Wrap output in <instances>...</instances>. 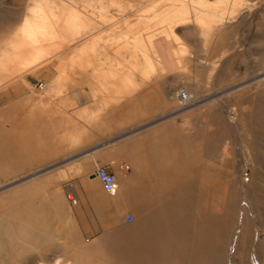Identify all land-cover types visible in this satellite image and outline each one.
<instances>
[{"label": "rangeland", "instance_id": "rangeland-1", "mask_svg": "<svg viewBox=\"0 0 264 264\" xmlns=\"http://www.w3.org/2000/svg\"><path fill=\"white\" fill-rule=\"evenodd\" d=\"M129 1L120 0V7L117 6L116 9H111L113 5L111 1L98 3L110 8V10H102L106 23L111 22L112 14H116L120 19L116 29L119 34L125 31L126 21H129L135 25L134 33L138 36L139 43L149 37V53L161 62L154 60L153 64L150 60L145 64L134 46L113 35L109 29L95 37L96 40L91 41V60L83 68L77 69L69 59L71 55L69 50L62 54V60L57 58L43 62L45 58L72 46L69 37L78 35L79 31L70 27L74 19L84 24L80 33L82 39L94 33L97 28L87 27L85 16L73 12L72 9H75L71 6L73 4L65 0H0V53H11L14 47L18 49L28 47V44L31 45L33 42L32 45L40 43L38 51L44 58L37 62L39 64L34 72L26 73L24 79L27 85L20 81L11 84L8 87L9 91L5 92V98L0 100V115L5 118L0 122V137H5L6 141V145L1 146V150H9L15 156L14 165H17V152L21 143L17 144L18 141H15L11 135L14 133V126L19 123L17 121L15 123L14 119L21 121L20 129H16L20 140L36 146L50 138L51 126L73 127L67 119L73 122L74 118L81 119L82 115L96 118L98 124L104 121H101L100 117L106 115L105 125L111 127L113 132L133 122L138 124L129 127H144L143 125L153 116L157 118L160 116L149 114L150 107L154 103V106L160 103L164 107L174 108L175 104L167 95L168 88L170 85L175 88L180 86L172 89V97H177L176 93L180 91H187L194 98L193 103L200 105V110L210 112L205 115L208 118L204 116V119H201L202 122L190 120L193 127L190 133L202 136L201 140H197L200 138L196 139L194 136L192 140V142L196 141L198 150L203 147L202 153H198L202 171L199 186L197 181V196L191 192L189 184L181 191V200L178 201L175 185H171L167 187L170 188L167 193L157 195L162 198L161 200L152 202L147 210L143 211L142 208V212L137 210L140 215H136L131 210L126 211L121 208L118 202L120 187L110 195L98 182L105 195L104 216L107 223L100 227V232L106 238L116 236L125 238L97 242L93 240L97 227L80 224L91 222V214L96 217L97 213L87 209L84 204L81 209L74 195H72L74 199L71 200L63 189L59 188L57 212L51 213L47 209L50 216L42 215L39 218L38 215L43 213V207L21 202L16 185L3 187L7 183H14L17 179L0 178V264H66L74 260L76 253L79 260L97 261L94 255L127 253L130 249L151 255L169 252L171 254L191 252L199 255L193 259L180 258L178 264H200V261L202 264H226L227 255L235 253L240 247L237 252L245 264H252L255 247L258 248L260 258L264 261V212L262 211L260 214L251 211V220L245 222V230L243 226V229L236 233L238 237L236 243L234 242L232 247L230 245L228 250L225 248L226 244H229L228 226L237 208H241L243 212L242 207H245L244 203L236 206V202H239L238 197H247L246 193H250L260 180H264L255 166L257 157L264 159V0H139V2L136 0L137 3L134 4ZM74 4L82 6L75 10L86 9L83 2L76 1ZM135 4L152 8L151 13L143 14L147 17L146 26L138 21L137 16L128 18L131 5ZM50 37L66 40H47ZM154 40V43L159 44H154ZM23 72L25 69L21 66V61L10 63L6 69L0 64L1 76L10 78ZM40 85L43 87L41 88ZM177 90L179 91L176 92ZM56 102L59 104L56 105ZM81 104L84 106L78 109ZM178 104L180 105V101ZM188 112H191V109ZM241 115L245 118V132L248 134L249 144L244 143V131L236 127L235 121H238ZM180 117L183 123L178 117L171 128L172 126L178 130L182 128L184 118ZM228 123H232L231 126ZM66 133L67 131L59 134L58 138L66 139L68 136ZM242 137L244 139H241ZM221 155L226 159L223 162ZM234 162L236 164L233 165ZM4 171L5 169L0 168V173ZM7 172L4 174L10 175V171ZM120 180L123 179L118 178V182ZM60 181L65 183V178H61ZM142 182L143 179H138L133 185L137 186ZM189 182L190 180L187 179V183ZM157 184L161 188L166 187L165 183ZM261 195L260 203L264 205L263 190ZM136 196L138 203L142 204V199H139L138 194ZM165 198L172 200L166 203L163 201ZM167 205L170 206L169 212L174 214L168 219ZM215 205L216 207L213 208ZM234 208L235 210H232ZM200 209H203L204 213ZM128 212L134 216L132 224L125 222ZM80 213H87L90 218L78 217L77 214ZM216 218H218L217 223ZM164 221L171 222V228L176 229L172 240L166 233H160L161 229L164 230ZM201 225L204 227L202 244L197 243V238L189 240V243L182 242L184 236L191 234L196 236L197 229ZM50 226H57L55 235H49L52 231L49 229ZM241 227L240 224L239 228ZM241 231L246 232L241 233ZM144 236H148V240L142 242L141 237ZM50 237L57 238V245L56 242L52 243V246H56L52 251L54 255L47 257L50 250L42 243ZM95 243H97L96 248H90V245ZM186 244L188 247H184ZM151 259L153 263L158 260L156 257ZM117 261L127 262L128 259L119 258ZM132 261L135 264L142 261V258H133Z\"/></svg>", "mask_w": 264, "mask_h": 264}, {"label": "crops", "instance_id": "crops-1", "mask_svg": "<svg viewBox=\"0 0 264 264\" xmlns=\"http://www.w3.org/2000/svg\"><path fill=\"white\" fill-rule=\"evenodd\" d=\"M65 1L68 3L71 2L73 4L71 6L75 9H79L82 6L81 4L75 5L74 2H83V6H85L86 9L72 10L76 14L80 13L85 16L87 27L95 26L97 30L88 35L87 38L82 39L80 33L82 31V25L84 24L80 23L78 19H74L71 22L70 27L73 29L76 28L79 31L77 33L78 35H72L69 37L72 46L63 49L61 53L45 58L43 62H48L57 58L62 60V54L71 51L69 59L75 64L77 69H80V67L83 68L91 60V41L94 39L96 40L95 37L108 29L113 32V35L120 37L125 43L134 46L142 56L145 64H148L150 60L153 61V64L154 60L155 62H161L149 53V37L141 43L138 42V36L134 33L135 25L126 21L125 31L119 34L116 29L120 23V19L116 14L111 15V22H105V14H103L102 10H110V8L106 5H102V3L99 4L98 2L106 0ZM108 1L113 3L111 9H116L117 6L120 7V0ZM129 2L134 4L139 2V0H137V2L136 0H130ZM151 11L152 8H144L143 5H131V11L128 18L137 16L139 17L138 21L142 23L143 26H146L148 21H146L147 17L143 14H149ZM47 40L65 41L66 39L50 37L47 38ZM154 42L155 40L153 43ZM32 43L31 45L28 44V47H22L20 49L14 47L11 53H0V64L4 66V69H6L10 63H14L15 61H21V66L25 69V72L10 78L0 75V100L5 98V92L9 91L8 87L11 84L20 81L22 84L27 85L26 80L24 79L26 73L30 71L31 73L34 72L39 64L37 62L44 59L42 58L40 51H38L40 49V43L37 45H32ZM164 43L165 42H162V44ZM13 87L17 88L15 86ZM174 87L170 85L167 92L169 99L175 104L174 108L164 107L159 102L158 105L154 106V103L153 106L150 107L151 112L149 114H159L160 116H158V118L157 116H153L150 121L148 120L147 123L143 125L144 127H129L138 124L133 122L123 125V128L119 131L113 132L111 127L105 125L107 118L106 115L100 117L101 121L104 120L102 124H98L96 118H92L89 115H82L81 119L74 118L73 122L71 119H67L69 123L73 124V127L66 128L65 126H51L50 129L52 133L50 138L47 141L43 140L41 144L36 146L20 140L19 132H17L16 129H20L19 124L21 121L20 119H14L15 123L16 121L19 123L14 126V133L11 135L13 139L15 138V141H18L17 144L21 143L17 152V165H14L15 156H13L9 150H1V146H5L6 141L5 137H0V168L5 169L4 173L7 171V173H9L10 171V175H5L3 172L0 173V178L8 177L16 178L17 180L14 181V183H7L3 187H8V185L11 186L12 184L14 187L16 185L15 187L18 190V195H20L19 200L21 202L23 201L25 204H34L30 206L43 207V213H40L38 217L40 215L49 217L50 215L47 213V209L50 210L51 213H53V211L57 212V192L60 190L59 188L63 189L68 198L70 195H74L77 202H79L81 209L84 204L87 209H92L97 213L96 217L93 213L91 214V222L87 221L86 223H80L81 225L84 224L97 227V232L93 234V240L97 242L104 240L117 241L121 238H125L122 236L106 238V236H103L100 232V227L107 225V223L104 216L106 210L105 195L100 188L99 181H97V178L94 176L95 171L99 167H107L108 171L117 177V181L118 178L125 180H120L121 183L120 181L118 182V187H120V189L118 188L120 191L118 202H120V206L123 210H131L135 212L136 215H140L136 209V202L138 201L136 200V197L134 199V194L132 193L136 187L144 186L146 184L148 186H158L157 183H165L166 187L175 185L177 199L180 201L181 191L185 187L182 181L185 178V175L189 173L190 190L197 196V181L199 186V177L202 171L201 160L198 155L197 143L195 144L196 141L191 143L189 155L186 153L188 146L186 140L187 120L185 119L187 117L186 114L183 113L186 109L172 99V89H177L180 86H176V88ZM163 97H165V95H163ZM55 104L58 105L59 102H56ZM83 106L84 104H81L78 106V109ZM180 116L185 118L183 120L185 122L184 125L182 124V128H180V130L173 128V126L171 128V125L178 120V117L181 119ZM147 118L149 119L150 117ZM4 119L5 118L0 115V122L4 121ZM194 120L202 122L200 119ZM65 131H67V138H58L59 134H64ZM61 178H65V183L60 181ZM138 179H143V182L137 186L133 185ZM167 179L169 182H167ZM120 184L122 186H120ZM163 201L167 203L168 198H165ZM129 215L133 216L128 212L126 218ZM77 216L86 219L90 218L87 213H80L77 214ZM126 218L125 222L127 224H132L134 222L128 223ZM55 228H57V226L49 227V229L52 230L49 232V235L56 234ZM54 242H56L57 245L56 237H50L42 243L47 245V249L50 250L47 257H52L54 255L52 253V251L56 249V246H52V243ZM90 246V248L94 249L96 248L97 243Z\"/></svg>", "mask_w": 264, "mask_h": 264}, {"label": "bare ground", "instance_id": "bare-ground-1", "mask_svg": "<svg viewBox=\"0 0 264 264\" xmlns=\"http://www.w3.org/2000/svg\"><path fill=\"white\" fill-rule=\"evenodd\" d=\"M29 16V15H28ZM41 29V28H40ZM43 35V34H42ZM32 35H30V37H31ZM40 36V35H39ZM263 82V81H262ZM260 83V82H259ZM254 85V84H253ZM41 86V88L43 87V85H40ZM253 87V86H252ZM175 88V87H174ZM241 89V88H240ZM255 89V88H254ZM255 90H257V89H255ZM179 90H177L176 92H178ZM194 92V91H193ZM240 93V92H239ZM238 93V94H239ZM176 95H177V97H172V99L174 100V101H176L177 102V104L179 103V101H180V106H182V107H185V109H186V111H184L183 113H185L186 114V119L185 120H187V137H186V140H187V146H188V148H187V154L189 153V148H190V144H191V142H192V140L194 139V137L197 139V138H200V137H202L201 136V134L200 135H198L197 133H196V136L195 135H193L192 133H190V130L191 129H193V127L191 126V122H190V120H192V119H202L205 115H207V114H209L210 112H204L203 110H200V105H195L194 103H193V99L194 98H192L191 97V95H190V93L189 92H187V91H180V92H178V93H176ZM193 95V94H192ZM241 95V94H240ZM243 95V94H242ZM249 96V95H248ZM197 97V96H196ZM239 98H240V96H238ZM178 98H179V100H178ZM237 100H238V98H237ZM204 102H205V100H204ZM202 103V102H201ZM215 104V103H214ZM250 104V103H249ZM253 105V104H252ZM250 107V106H249ZM212 108V107H211ZM226 108V107H225ZM252 108H253V106H252ZM181 109V108H180ZM190 109H191V112H188V111H190ZM242 109H243V107H242ZM205 110V109H204ZM212 110V109H211ZM247 110H248V108H247ZM256 110V109H255ZM252 111V110H251ZM232 114V113H231ZM239 115H240V113H239ZM238 115H236V117H237ZM205 117H207V116H205ZM235 117V118H236ZM208 118V117H207ZM227 118H229V117H227ZM204 119V118H203ZM202 119V120H203ZM218 119V118H217ZM238 119V118H237ZM236 119V120H237ZM244 116H240L239 117V120L238 121H235L236 122V127H237V129H239V130H243L244 132V138H245V141H244V143L245 144H249L250 143V140L248 139L249 137H248V134H247V132H245V129H246V127H245V121H244ZM234 120V119H233ZM185 122V121H184ZM204 122V121H203ZM235 122H233V123H235ZM190 124V125H189ZM225 124H227V123H225ZM228 124H230V123H228ZM232 124V123H231ZM231 124H230V126H231ZM251 125V124H250ZM186 126V125H185ZM224 126V125H223ZM227 126H229V125H227ZM226 126V127H227ZM233 127V126H232ZM235 127V126H234ZM210 128V127H209ZM185 129V128H184ZM195 129V128H194ZM223 129V128H222ZM226 129V128H225ZM224 129V130H225ZM231 129V128H230ZM230 129H228V130H230ZM248 129V128H247ZM216 130H218V129H216ZM185 131H186V129H185ZM223 131V130H222ZM221 132V131H220ZM240 132V131H239ZM252 132V131H251ZM229 133V132H228ZM234 133H235V131H234ZM248 133H249V130H248ZM205 134V133H204ZM232 134V133H231ZM240 134V133H239ZM238 134V135H239ZM230 135V134H229ZM235 135V134H234ZM250 135V134H249ZM194 136V137H193ZM240 136V135H239ZM241 136H242V134H241ZM252 136H253V134H252ZM250 137H251V135H250ZM233 138V137H232ZM243 137L241 138V139H244ZM240 139V140H241ZM197 140H201V138L200 139H197ZM253 141V140H252ZM234 142V141H233ZM241 142V141H240ZM202 143H203V141H202ZM226 143V142H225ZM230 143V142H229ZM243 143V144H244ZM228 144V143H227ZM227 144H226V146H227ZM231 145H229V147H230ZM225 147V146H224ZM241 147V146H240ZM203 148V147H202ZM202 148L200 147L199 148V150H198V153L199 154H201L202 153ZM247 150H248V148H246ZM250 149V148H249ZM231 150V149H230ZM246 150V151H247ZM217 151V150H216ZM245 151V150H244ZM251 151V150H250ZM237 152V151H236ZM222 153V152H221ZM240 153V152H239ZM234 154V153H233ZM232 154V155H233ZM242 154V153H241ZM235 155V154H234ZM243 155V154H242ZM227 156H229V155H226V157ZM236 156V155H235ZM245 156V155H244ZM249 156V155H248ZM221 157H222V155H221ZM239 157V156H238ZM237 157V158H238ZM217 158V157H216ZM249 158V157H248ZM240 159V158H239ZM249 159H251V158H249ZM248 159V160H249ZM255 159V158H254ZM221 160H222V162L224 161V160H226L224 157H222L221 158ZM221 160H219V161H221ZM233 160H234V158H233ZM236 160V159H235ZM239 161V160H238ZM242 161H243V158H242ZM254 161V160H253ZM222 162H220V163H222ZM255 163H256V165L255 166H257V168H258V171L260 172V175L262 176V177H264V159L263 158H258L257 157V160L255 161ZM223 164V163H222ZM228 164V163H227ZM234 164H236L235 162L233 163V165ZM237 166V165H236ZM241 166V165H240ZM254 166V167H255ZM102 167H104V166H102ZM242 168H243V166H242ZM98 169V168H97ZM227 168H225V170H226ZM239 169V168H238ZM235 170H236V168H235ZM255 171V170H254ZM252 172V171H251ZM238 173V172H237ZM244 173V172H243ZM225 174V173H224ZM217 175V174H216ZM238 175V174H237ZM249 175V174H248ZM253 175V174H252ZM244 176V175H243ZM245 176H246V173H245ZM254 176V175H253ZM235 177V176H234ZM240 177V176H239ZM241 177H242V173H241ZM116 178V177H115ZM187 179H189L190 180V176H189V173L188 174H186L185 175V178L183 179V181H182V183H183V185L184 186H188L189 184H190V182L189 183H187ZM235 179H236V177H235ZM243 179V178H242ZM233 181V180H232ZM241 181V180H240ZM225 182V181H224ZM121 183V182H120ZM218 183V182H217ZM240 183H242V181L240 182ZM245 183V182H244ZM239 184V183H238ZM246 184V183H245ZM251 184V183H250ZM116 185H117V189H118V181H117V178H116ZM144 185V184H143ZM242 185V184H241ZM120 186H122L121 184H120ZM236 186V185H235ZM247 186V185H246ZM252 187H253V185H251ZM250 186V187H251ZM167 187H170V186H167ZM167 187H165V189L164 188H161V187H159V186H157V185H153V186H148L147 184L146 185H144V186H140V187H134L135 189L133 190V194H134V199H135V197H136V200L138 201V198H137V194L139 195V199L141 198L142 199V202L144 203H142L143 205H145L144 207H143V205L142 204H140V203H138V202H136V208H137V210H139V211H141L142 212V210L144 211V210H147L148 209V207H150L151 206V203L153 202H156V201H158V200H161L162 198H159V197H157V195H161V194H164V193H167V191L170 189V188H167ZM217 187V186H216ZM222 187V186H221ZM238 187V186H237ZM202 188V187H201ZM223 188V187H222ZM236 188V187H235ZM187 189V188H186ZM238 189V188H237ZM245 189V188H244ZM239 190H240V188H239ZM262 190L264 191V180H260L256 185H255V187L253 188V189H251V194L249 193V192H247L246 193V195H247V197H244L243 196V198L242 197H238L239 198V202H236L237 204H236V206H238V204L240 205H242L243 203L245 204L244 206L245 207H242V206H240V207H242V209H243V212H242V210H241V208L239 209V207L237 208V212H235V214H234V216H233V219L231 220V222H230V225L228 226V231H230V233H229V244H226V246H225V248L227 249V248H229L230 249V245H231V247L233 246V244H234V242H235V240H237L238 239V237H237V235H236V233H238V231L239 230H242L243 229V226H244V229L243 230H245V222L247 221V220H251V215H250V212L251 211H256V213L257 212H259V214H260V212L262 211V212H264V205L262 204V203H260V198L262 197V195H261V192H262ZM185 191V190H184ZM183 191V192H184ZM218 191V190H217ZM248 191V190H247ZM237 192V191H236ZM203 193V192H202ZM218 193V192H217ZM217 193H215L216 195H217ZM243 193V192H242ZM136 194V195H135ZM232 194V193H231ZM224 195V194H223ZM240 195H241V192H240ZM184 196V195H183ZM185 197H186V195H185ZM220 197V196H219ZM234 197V196H233ZM235 198V197H234ZM69 199H71V200H73L74 198L72 197V195H70L69 196ZM202 199H203V197H202ZM172 199L171 198H169L168 199V202L169 201H171ZM206 200H208V199H206ZM206 200H203L204 202L206 201ZM223 200V199H222ZM254 200V201H253ZM234 201V200H233ZM253 201V202H252ZM262 201H264V200H262ZM137 203H138V206H137ZM223 203V202H222ZM229 203H231L230 201H229ZM201 204H203V203H201ZM217 205V204H216ZM216 205L213 207V208H215L216 207ZM224 205V204H223ZM231 206V205H230ZM233 206V205H232ZM206 207V206H205ZM141 208H142V210H141ZM169 208H170V206L169 205H167V207H166V210H167V215H166V218L168 219V218H170V215H174V214H171L169 211ZM202 208V207H201ZM221 208H222V206H221ZM153 209V208H152ZM200 210H203V209H200ZM211 210V209H210ZM232 210H235V208L234 209H232ZM231 211V210H230ZM149 212V211H148ZM168 212H169V214H168ZM184 212V211H183ZM232 212V211H231ZM203 213H204V210H203ZM214 213V212H213ZM221 213H222V211H221ZM255 213V212H254ZM36 215V214H35ZM169 215V216H168ZM188 215V214H187ZM255 215V214H254ZM42 215H40L39 216V218L41 217ZM260 216V215H259ZM133 217V216H132ZM261 217V216H260ZM260 217H258V218H260ZM38 218V219H39ZM134 218V217H133ZM172 218H175V217H172ZM40 220V219H39ZM173 220V219H172ZM38 221V220H37ZM206 221V220H205ZM217 221H218V218H216V223H217ZM225 221V220H224ZM173 222H175V221H173ZM223 222V220H221V223ZM252 222V221H251ZM255 222V221H254ZM190 223V222H189ZM204 223V222H203ZM165 224V227H164V230L163 229H161L160 231V233H166V235L168 236V238L170 239V240H172V239H174L173 238V236H175V234H176V229L175 228H171L172 226H171V222H165L164 223ZM182 224H184V225H188L187 223H182ZM206 224V223H205ZM223 224V223H222ZM241 224V228H239V225ZM257 224V223H256ZM173 225V224H172ZM202 225H204V224H202ZM201 225V227L199 226L198 227V229H197V235L195 236V234H191V235H189V236H184V238L185 239H183L184 241H182L183 243H186V242H188L189 243V240H191V239H196L197 238V243H199V244H202L203 243V239H204V227ZM262 225V224H261ZM251 226V225H250ZM253 226V225H252ZM251 226V227H252ZM258 226H260V225H258ZM221 227V226H220ZM190 228V227H189ZM188 228V229H189ZM196 228V227H195ZM224 228V227H223ZM254 228V227H253ZM210 229V228H209ZM212 230V229H211ZM251 230V229H250ZM188 231V230H187ZM191 232V231H190ZM242 232H246V231H241V233ZM258 232V231H257ZM228 233V232H227ZM213 234V233H212ZM253 234V233H252ZM211 235V234H210ZM242 236V235H241ZM142 238V242H145L146 241V239L148 238V236H144V237H141ZM186 238H187V240H186ZM176 239V238H175ZM207 239V238H206ZM148 240V239H147ZM180 240V239H179ZM209 240V239H208ZM256 240H257V238H256ZM179 242V241H178ZM182 242H181V244H182ZM207 242V241H206ZM238 242V241H237ZM261 242V241H260ZM209 243V242H208ZM207 243V244H208ZM236 243V242H235ZM254 243V242H253ZM264 243V242H263ZM240 244V243H239ZM197 245V244H196ZM205 245V244H204ZM217 245H218V242H217ZM236 245V244H235ZM238 245V244H237ZM207 246V245H206ZM209 246H210V243H209ZM250 246V245H249ZM253 246V245H252ZM258 246H260V245H258ZM173 247V246H172ZM184 247H188V245L186 244V245H184ZM254 247H255V245H254ZM168 248H169V251H170V247H169V245H168ZM241 248V247H240ZM240 248L238 249V250H240ZM256 248V251H254L253 253H252V250H251V253L253 254V262H252V264H264V261H262V259L260 258V254L258 253V248L257 247H255ZM217 249V248H216ZM215 249V250H216ZM261 249V248H260ZM200 250V249H199ZM228 250V249H227ZM238 250H236L235 251V253H231V254H229V255H227V258H226V264H245V262H243V260H241V258H240V256L241 255H239V253L237 252ZM254 250V249H253ZM130 251V252H129ZM127 253H104V254H99V255H94V257L95 258H97V261H93V260H89L88 262H85V261H82V260H79V258H78V254L76 253V254H74V257H73V261L72 262H67L66 264H118V263H120V264H134L133 263V261H132V259L133 258H142V261H140V262H136L135 264H178V262H179V259L181 258H187V257H192V259H193V257H197V256H199V255H197V253H185V252H182V253H175V254H171L170 252L169 253H166V254H163V253H158V254H155V255H151V254H147V253H137V252H135L133 249H130ZM173 251V250H172ZM175 251V250H174ZM167 252V251H166ZM176 252V251H175ZM199 252V251H198ZM218 253V252H217ZM147 254V255H146ZM208 255V254H207ZM212 255V254H211ZM214 255V254H213ZM93 257V256H92ZM151 257H156V258H158V260L157 261H154V263H153V261H152V259H151ZM203 258H204V256H202ZM119 258H126V259H128V261L127 262H118L117 261V259H119ZM208 258V257H207ZM162 259V260H161ZM166 259H167V261H166ZM191 259V258H190ZM196 260V259H195ZM263 260H264V258H263ZM207 261V260H206ZM211 261V260H210ZM210 261H208V262H210ZM181 263V262H180ZM200 264H202V261H200L199 262ZM205 263V262H204ZM188 264V263H187ZM206 264V263H205Z\"/></svg>", "mask_w": 264, "mask_h": 264}, {"label": "built area", "instance_id": "built-area-1", "mask_svg": "<svg viewBox=\"0 0 264 264\" xmlns=\"http://www.w3.org/2000/svg\"><path fill=\"white\" fill-rule=\"evenodd\" d=\"M94 176L97 178V180L99 181L103 190L106 193L112 195L116 192V190H117L116 178H115L114 174H112L108 171L107 167H99L95 171ZM126 221L128 223H132L134 221V218L129 215L126 218Z\"/></svg>", "mask_w": 264, "mask_h": 264}]
</instances>
